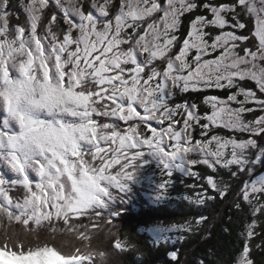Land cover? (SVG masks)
<instances>
[{"label": "snow or ice", "instance_id": "obj_1", "mask_svg": "<svg viewBox=\"0 0 264 264\" xmlns=\"http://www.w3.org/2000/svg\"><path fill=\"white\" fill-rule=\"evenodd\" d=\"M54 3L66 29L55 13L42 25L49 0H20L26 19L16 16V25L10 0H0V264H93V257L107 264V252L81 247L102 226L117 227L106 208L114 190L123 192L135 178L146 152L160 158L161 195L174 171L199 180L193 170L199 164L249 178L239 195L253 220L237 264H253L248 241L256 234V214L264 215V180L254 177L257 166L264 167V145L254 137L264 139V115L245 114L264 112V99L238 81L251 80L264 94V0H120L114 15L113 0H91L87 10L82 0ZM197 9L210 18L195 15L181 43V17ZM241 14L254 20L251 44L236 31L246 27ZM213 53L219 54L205 58ZM208 89L229 94L205 95L201 103L210 111L203 114L194 100L170 103L177 90ZM197 126L200 139L193 137ZM213 128L248 138H207ZM206 182L221 198L229 190L211 176ZM185 199L203 205L214 197L196 191ZM206 219L176 231L192 232ZM41 230L49 240L60 230L71 233L74 248L65 253L49 240L41 243ZM21 233L36 242L26 244ZM112 238L120 251L135 248L117 231ZM169 255L177 260L176 251Z\"/></svg>", "mask_w": 264, "mask_h": 264}, {"label": "trees", "instance_id": "obj_2", "mask_svg": "<svg viewBox=\"0 0 264 264\" xmlns=\"http://www.w3.org/2000/svg\"><path fill=\"white\" fill-rule=\"evenodd\" d=\"M160 2L163 4L166 0H160ZM200 2H203V0H200ZM212 2L231 3L232 0H212ZM119 3L120 0H115L110 10L111 15H114L118 10ZM10 9L15 13L11 19L12 25L18 23L16 16L20 17L19 22H23L26 19L24 14H22L23 9L20 7V0H10ZM195 15H206L210 18V14L203 9H197L194 13H186L182 19L180 32L177 33L181 43L189 30L190 20ZM240 19L245 23L246 27L238 33L248 35L250 37L249 44H251L252 39H254L251 38V30L255 26L254 20L243 14H241ZM207 31L219 33L218 30L211 28L207 29ZM178 48L179 45L174 49V53L178 51ZM214 55L218 54L215 53ZM244 86L255 90L258 97L264 99V94L259 92L254 82L247 81ZM231 91L235 92L236 89H231ZM228 94V90L220 89H208L200 93L189 92L184 94H180L177 90L171 103H183L185 99L194 100L200 105L199 111L203 114L206 111H210L201 103L205 95L226 98ZM247 106L252 107L251 105ZM257 111H255L257 112L256 116L264 113ZM256 116L248 115L250 119ZM177 127H181V124H177ZM200 132L201 129L197 126L193 131L194 139L201 138ZM211 135L231 136L228 131L221 128H213L208 133L207 138H210ZM257 141L264 145V139L261 137H257ZM139 163L141 165L143 161ZM141 166L145 167L147 171V173H142L141 175L153 174L155 185L157 183L160 185L163 171L152 167V164L149 167L144 164ZM257 169L258 172L254 176L259 174L263 167H257ZM193 170L199 173V180L185 174L173 173L167 192L164 193L166 198L164 200L159 199L142 209H139V206H141L137 199L139 191L135 186H131L128 193L119 192L116 199L117 204L111 203L112 205L108 206L106 211L113 215L114 223L117 225L114 230L118 232L122 241L134 244L135 248L120 251L114 247V238L107 242L98 238L92 239L91 246L94 249L105 251L109 254L107 264H200L201 260L205 264H237L245 242L247 225L253 220L251 206L239 195L243 181L249 178L242 173L237 177H233L227 169L221 168L219 165L216 166L215 172L203 164L194 166ZM233 170H235V167H233ZM208 176L213 177L218 183L222 182L229 186V190L223 198L207 185L206 178ZM190 184H197V189L189 188L188 185ZM196 191H204L206 195L213 196L214 199L206 200L203 205H197L185 199L186 196H194ZM237 204L240 206L236 207ZM128 209H131V212H127L126 210ZM200 216L207 217V219L198 227H194L192 232H177V235L171 232V236L164 239L154 238L152 233H150L154 228L177 227V225L187 221L194 222ZM256 219L258 221L255 228L256 234L248 241L250 256L253 264H264V215L257 213ZM85 222H87L86 219ZM16 226L21 227L19 224H16ZM180 235H183L185 239L181 240ZM21 239H24L23 234ZM39 240L40 242L42 241L40 238ZM35 242L34 240V242L30 243ZM257 245H260V247H257ZM172 251H176L178 254L176 261H173L169 255ZM93 264H99L97 257H93Z\"/></svg>", "mask_w": 264, "mask_h": 264}, {"label": "rangeland", "instance_id": "obj_3", "mask_svg": "<svg viewBox=\"0 0 264 264\" xmlns=\"http://www.w3.org/2000/svg\"><path fill=\"white\" fill-rule=\"evenodd\" d=\"M113 1L115 2V0H113ZM216 1H220V0H216ZM82 3L84 4L85 10H87L88 7L90 6L91 0H82ZM53 13L56 14V16H57V18H58V20L60 22L61 28L62 29H66V25H64L63 19H62L63 13L60 12V10L56 8L54 0H49V6L46 9H44V11H43L42 21H41L42 25H46L48 23V21L51 19V16H52ZM22 14H24V12H22ZM110 15H111V11H110ZM159 15H161V14L157 13V14H155V17H158ZM24 16H25V14H24ZM230 18L231 17L229 16L228 19L230 20ZM182 19H183V16L181 17V24H182ZM216 30H218V29H216ZM226 30H231V29H226ZM241 30L242 29L236 30L237 34H239L238 32H240ZM38 31H40V28H38ZM206 31H207V29H206ZM192 54L193 55L195 54L194 51H193ZM214 54L215 53H213L211 57H205V58H215L216 55H214ZM217 54H219V53H217ZM247 81H251V80L238 81V83L240 84L241 87H244L245 89H248V88H246L244 86L245 83H247ZM253 91H255V90H253ZM257 96H258V94H257ZM241 98H243V96L238 97V99H241ZM171 102H172V100L170 101V103ZM249 105H251L252 107H255L254 104H249ZM237 106L238 105H236V104H232V107H237ZM138 110H139V112L141 114H143V110L142 109H137V111ZM257 112L246 113L245 114V119H250L248 117V115L249 116H256ZM263 115H264V113H263ZM121 123H122L121 125L123 127L124 123L123 122H121ZM152 126L153 127H157L158 129L160 127L158 124H156V122H152ZM165 126H166V123H165ZM176 127H177V125H176ZM221 129H223L225 131H228L231 134V136H236L238 139H240V138H244V139L248 138L247 133H238V132H234V131H229L228 129H225V128H221ZM231 136H228V137H231ZM254 138L257 139V137H254ZM194 158H198V157H194ZM141 161H143L142 164H144V165H146L148 167H149V165L152 164V167H154V168H156V169H158L160 171H163L162 166L160 164V158L157 155L149 154V153L146 152ZM141 165L139 163L138 171L136 172L135 178L132 181L128 182L127 188L124 190L125 193H128V190L131 188V186H135V188L138 189L139 194H138V198L137 199L139 200V203L141 204V206H139V209H142L143 207L149 206L151 203H153L155 201H158L159 199H163L164 200L166 198L165 194L161 195V193L159 192V190H160L159 189V184L157 183L155 185L154 179H153V177H154L153 174H151V175H141L142 173H147L146 168L142 167ZM116 167H118V166H116ZM257 167H259V166H257ZM257 172H258V169H256L255 173H257ZM174 173L185 174L182 170L181 171H174ZM254 177L257 180H264V167H263L262 171L259 174L255 175ZM118 194H119V191H115L114 190V192H113V200L109 203L108 206H110L112 204H117L116 203V199L118 197ZM126 211L127 212H131V209H128ZM15 227H17V226L15 225ZM17 228L20 229L21 227H17ZM171 232L174 235H177L176 227L154 228V229H152L150 231V233H152L153 237L157 238V239H164V238L170 237L171 236ZM22 234L23 233H21V235ZM23 238H24L26 244H28L30 242H34V240H35L32 236H26L24 234H23ZM39 238L42 240L41 243H43L45 240H49V232L47 230H41L39 232ZM49 243H53L54 244L55 242H54V240H49Z\"/></svg>", "mask_w": 264, "mask_h": 264}, {"label": "clouds", "instance_id": "obj_4", "mask_svg": "<svg viewBox=\"0 0 264 264\" xmlns=\"http://www.w3.org/2000/svg\"><path fill=\"white\" fill-rule=\"evenodd\" d=\"M115 228L111 226H102L99 230L90 234V243L81 247V251H88L91 249V240L92 239H100L104 242L109 241L112 238V234ZM54 244L63 252L68 253L71 251L74 246V239L71 233H66L63 230L58 231L54 237Z\"/></svg>", "mask_w": 264, "mask_h": 264}]
</instances>
